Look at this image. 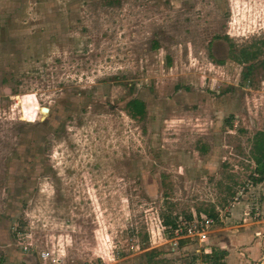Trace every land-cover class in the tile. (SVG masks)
<instances>
[{
	"label": "rangeland",
	"instance_id": "obj_1",
	"mask_svg": "<svg viewBox=\"0 0 264 264\" xmlns=\"http://www.w3.org/2000/svg\"><path fill=\"white\" fill-rule=\"evenodd\" d=\"M261 130L264 0H0V264H208Z\"/></svg>",
	"mask_w": 264,
	"mask_h": 264
},
{
	"label": "crops",
	"instance_id": "obj_2",
	"mask_svg": "<svg viewBox=\"0 0 264 264\" xmlns=\"http://www.w3.org/2000/svg\"><path fill=\"white\" fill-rule=\"evenodd\" d=\"M260 208V217L253 221L222 225L211 231L223 238L220 245L227 253L224 264H264V201Z\"/></svg>",
	"mask_w": 264,
	"mask_h": 264
},
{
	"label": "trees",
	"instance_id": "obj_3",
	"mask_svg": "<svg viewBox=\"0 0 264 264\" xmlns=\"http://www.w3.org/2000/svg\"><path fill=\"white\" fill-rule=\"evenodd\" d=\"M251 67L246 69V72L243 73V78H247L249 73H251ZM126 109L131 117L134 118H143L146 113L145 104L142 100L131 99L126 103ZM251 158L254 162V170L252 172L251 180L252 184L257 185L264 181V130L258 131L255 133L252 139V152ZM208 217L216 218L217 216L213 213H209ZM165 226L171 225L173 230L178 228L175 222L167 220L164 221ZM180 243H183L184 240H179ZM156 253L155 250L145 253V256L151 258ZM227 253L224 250L217 248H211L210 252L204 254L202 259L203 262L208 264H224V259Z\"/></svg>",
	"mask_w": 264,
	"mask_h": 264
},
{
	"label": "built area",
	"instance_id": "obj_4",
	"mask_svg": "<svg viewBox=\"0 0 264 264\" xmlns=\"http://www.w3.org/2000/svg\"><path fill=\"white\" fill-rule=\"evenodd\" d=\"M206 222L208 224H213V219L212 218L206 219ZM177 229H179V228H177ZM179 230L181 231V229H179ZM183 233L184 234L181 235V237H191V236H199V235L202 236V237L205 236L204 230L202 228L196 229L195 226H191L189 228H185L184 231H183Z\"/></svg>",
	"mask_w": 264,
	"mask_h": 264
},
{
	"label": "water",
	"instance_id": "obj_5",
	"mask_svg": "<svg viewBox=\"0 0 264 264\" xmlns=\"http://www.w3.org/2000/svg\"><path fill=\"white\" fill-rule=\"evenodd\" d=\"M42 112H43V113H47V112H48V110H47V109H45V108H42Z\"/></svg>",
	"mask_w": 264,
	"mask_h": 264
}]
</instances>
